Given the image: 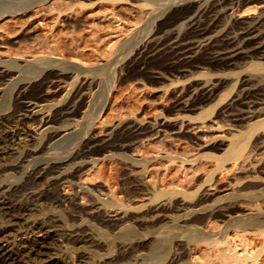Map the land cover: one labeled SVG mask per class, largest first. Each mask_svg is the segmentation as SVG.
<instances>
[{"label":"rangeland","instance_id":"374dc122","mask_svg":"<svg viewBox=\"0 0 264 264\" xmlns=\"http://www.w3.org/2000/svg\"><path fill=\"white\" fill-rule=\"evenodd\" d=\"M243 1L245 0H166L159 5H153L141 0H49L47 5H36L25 13L16 14L11 19L0 21V59L3 62L19 65V68L12 72L13 74L10 76L12 79L9 77L10 79L0 80L1 130H4L7 134L10 133L9 135H13L14 133L16 135L22 128L37 131V127L40 124L39 118L44 116L52 117V123L48 131L49 134L42 136L41 140L36 145H33V148L32 146H30L31 148L28 147L30 150L27 148L28 151H35L33 155L27 156V150L25 152L22 149L17 151V155L16 152L9 151V155L7 154L3 158L0 157V160H3L0 162V191L2 190L0 200L6 199L8 202L11 199V202L9 201L8 203L20 204L23 202L22 204L25 203L24 205L34 203L31 205L29 214L24 215V221L28 217L26 218V221L27 219L28 221H25L26 224L24 221H21V224L13 226L11 223L9 225L6 220L4 222L0 221V231L4 233L2 234L4 236H0V245H17L23 238L32 239L34 236L40 238L41 235L45 234L44 236L48 238L47 247H51L50 249L52 250V254L50 253L51 260L49 259V261L66 262L65 264H108L111 259L113 264H131L132 262L134 264H138V262H140L139 264H150L145 262V257L149 255V251L154 246L164 248L168 255H170L169 260L161 264H177L179 261L180 264H264V197L256 202H250L248 198L250 195L260 193L264 189V143H262L264 142V125L257 124V122L264 120V80H262L264 71L260 73L254 72L250 68V60L244 61L245 63L242 62L243 60H239L242 63L241 65L240 62L238 63L240 68L234 69L232 73L226 72L227 75L225 73L222 75L202 70L203 68L212 67L210 65L213 64L210 62L211 58L213 59L218 55L226 40L230 41L231 39L236 40V42L239 40L236 44L240 42L239 44L245 47L246 43H248L249 49L254 46L252 49L257 48L258 50L259 48L260 50H264V4L249 3L247 6L244 5ZM241 3H243V6ZM191 4L195 7H192ZM36 8L37 11H34ZM213 8L214 10H212ZM211 10L216 12L213 13ZM221 12L225 16V19L220 14ZM225 12L228 13L226 14ZM201 13L204 16H201ZM211 19L213 22H211ZM237 22L240 24H237ZM195 24L198 25L196 26ZM245 25L249 28H246ZM194 28L196 30L210 29L211 31L207 32L210 33L209 36L206 32L204 35H201V33L195 32ZM248 31L251 32V35L248 36L249 38L245 37L243 38L244 40L239 38V34H244ZM23 32L25 33L23 34ZM228 33H230L228 35L230 37L226 36ZM214 38L216 40L213 41ZM125 43H128L127 46H123ZM174 43H176L175 46ZM206 46L208 47L206 48ZM138 48L148 55L157 57L159 60L155 62L156 66H164V64L166 66L170 60L174 62L176 57L182 58L188 56L185 55V52L192 51L189 53V56L192 58L191 72L180 74V76L179 73H174V71H168L167 73L158 70L151 71L153 74L147 72V75L146 73L136 74L132 71L118 72L114 69L80 75L76 71L80 66L79 64H83L86 67L102 66L117 58L120 60V63L113 66L115 68L126 63L128 58L132 57V54L134 55ZM42 49H44V52ZM151 49L155 52L152 53ZM181 50L184 53L180 54ZM45 54H48V56ZM32 55L34 57L39 56L35 58L36 60L37 58L47 57L51 61L57 62L50 65L40 64L33 61L35 59ZM125 55H128L126 59H124ZM30 59L32 60L30 61ZM161 59L164 60L162 61ZM59 61H64L65 63L59 64ZM54 69L59 71V73ZM22 72L25 73L23 74ZM56 72L62 76L57 75ZM160 72L163 74H159ZM36 73L39 74L37 75ZM158 75L161 76L159 77ZM30 78L32 81H29ZM17 79L23 82L21 83ZM24 79L28 83H25ZM246 80L249 82L243 83L247 82ZM80 81L83 84H80ZM52 83H56V88ZM24 84L28 85L27 87L30 89H27L28 97H31L30 99L34 102L36 101L37 104L40 102L37 105V107L39 106L37 109L40 111L37 110L39 114L35 118L36 120L34 118L30 119V121L22 120L21 115L24 112L18 110L21 107L19 108L18 105H15L14 97L17 94L16 92ZM40 84H43V88ZM51 85L52 87H50ZM210 85H221L222 87L218 88L219 92L217 91V95L214 97L215 100L212 99L210 102H206L205 88L207 89ZM31 89H36L35 91L33 90L35 93H31ZM13 90L15 93L12 92ZM39 91H41L40 94ZM44 91H47L45 92L46 97L41 101H37L40 95H44ZM80 92L81 95H79ZM71 93L72 96L67 100ZM237 93L242 98L246 97L245 102H254L257 107L253 106V108L248 109L246 106L236 103L237 105H233L232 109H224L223 106L226 105L225 103L229 97ZM30 94L31 96H29ZM2 96H6L3 97L5 102L2 100ZM65 96L66 99H64ZM197 100H200V103L198 101V105L194 104V102L197 103ZM176 102L177 105L175 104ZM4 105L8 106L7 108H10L11 111L14 110L12 112L14 119L12 117L4 119L5 115L9 112ZM46 106L48 107L46 108ZM184 106L188 107L184 110L182 109ZM260 106L261 108H259ZM216 111L220 113L218 114ZM73 112L76 114L73 115ZM235 114H242L244 117L262 114L263 117L260 115L257 117L258 119L254 118L251 121H249L250 119H246V124L240 125L234 122ZM219 117L221 118V122H219ZM159 121L162 122L160 123ZM135 123L139 124V127L135 126ZM149 123L153 126L152 130L146 129ZM159 123L165 124V126L161 127ZM168 124L169 127L171 126L170 128ZM237 124L242 126L243 130L236 128ZM115 126L118 128H115L112 134L107 135V129ZM141 126L145 128L142 127L141 129ZM174 126L177 128L175 129ZM163 128L166 129L164 130ZM235 129H238L236 134ZM232 130L234 131L233 134ZM60 132L62 133L61 136H59ZM66 132L68 134L66 136L63 135ZM225 132H229L230 134H224ZM261 133H263V136ZM260 136L262 139H259L261 138ZM257 138L259 143L256 142ZM233 140L242 141V154L245 159L247 158V161L245 160L246 162H244V167L239 164H233L231 161H218V158L224 156L228 145ZM227 142L229 143L227 144ZM218 145H221V147H218ZM252 145L257 147H252ZM85 146L88 147L86 148ZM80 149L81 151H79ZM10 154H13V158ZM4 159H6V162ZM61 164L65 168H62ZM249 165L250 167L248 168ZM51 166L53 168L58 166L59 170L57 171V168L53 169ZM36 170H41L46 175L43 176L42 182L40 181L42 184L38 183V187L41 185L40 188L29 180V177ZM46 170L47 172H45ZM79 170L81 171L79 172ZM76 172L80 174L78 175ZM66 176L68 179L72 176L71 180L69 179V181ZM16 181L22 182L17 183ZM254 183H257L258 186H255L256 184L254 185ZM13 184L15 185L13 186ZM27 184L28 186H26ZM56 185L59 187H54ZM242 186L245 187L241 189ZM55 188L58 189L55 190ZM225 188H229L231 192L222 193ZM22 189H25L23 191L24 195L21 191ZM83 189L86 190L84 191ZM45 191H48V193L51 191V194H49L54 197L60 195L59 198H63L61 200L66 201H60L59 198L58 201L57 199H50V203L44 201L45 205L41 204L43 203L41 201L34 202L35 200L31 195L45 193ZM12 192L16 196H13ZM226 193L234 194L235 197L226 199L224 197ZM211 196L212 198L214 197L213 200ZM105 199L108 201H105ZM166 199L168 200L166 201ZM161 200L162 202H160ZM199 200H202L203 204ZM55 201L56 203H54ZM103 202L106 204H102ZM195 202L197 205H195ZM164 203H167V206ZM57 204L62 205L57 208ZM73 205L77 207L75 208ZM99 206L102 210H97ZM240 206H242V209H248V213H245L246 216L240 222H236V219L228 222V219L220 213L221 210H240ZM84 207V213L80 212ZM67 208L69 209L67 210ZM73 208L75 209L73 210ZM122 209H129V211L126 210V212ZM158 209L161 211L159 212ZM73 211H76V213ZM98 212L102 215H99ZM160 213L161 215L159 216ZM215 213H218L220 217ZM103 214L107 216L105 217ZM238 214L239 212H236V215ZM114 215L115 217H113ZM205 216L207 217L206 220L204 219ZM231 217L236 218L235 214H231ZM113 218H116V220ZM248 219L256 220L258 225L254 228L255 230H242L239 228L240 224ZM185 220L186 222L190 220L192 224L189 221L187 222L188 225ZM192 220H195V222ZM23 223L25 224L24 226ZM42 224H44L43 231L46 233L35 232V228L42 226ZM31 225H34V229ZM13 227H17L18 229ZM46 227H49V229ZM46 229L48 230L46 231ZM73 240H76L79 245H76V241L74 245ZM209 241L210 243H208ZM149 243L150 247L146 246ZM167 243L169 244L167 245ZM138 245L142 247L140 246L138 249ZM124 246L128 248L132 247L128 249ZM121 247L126 248L125 251H123V248L120 249ZM140 248L143 249L140 250ZM130 252L135 256L138 253L137 257L132 256ZM125 255L127 258H125ZM178 256L180 259L175 258L172 261L173 257ZM118 258L119 260H117ZM121 258H123V261ZM111 261L109 264H112Z\"/></svg>","mask_w":264,"mask_h":264},{"label":"bare ground","instance_id":"6f19581e","mask_svg":"<svg viewBox=\"0 0 264 264\" xmlns=\"http://www.w3.org/2000/svg\"><path fill=\"white\" fill-rule=\"evenodd\" d=\"M54 1V0H53ZM80 1V0H79ZM89 1V0H88ZM91 1V0H90ZM141 1H147V2H149V3H151V4H153V5H159L161 2H165L166 0H141ZM171 1V0H170ZM232 1V0H231ZM246 1V2H245ZM245 1H243L244 2V5H247V4H249V3H257V4H264V0H245ZM49 2V0H0V21L2 22V20H4V19H11V17L13 18V15H16V14H20V13H25V12H27L29 9H31V8H33V7H35L36 5H39V4H41V5H47V3ZM52 2V1H51ZM54 3H56V2H54ZM174 3V2H173ZM175 4V3H174ZM239 4V3H238ZM243 3H241V5H242ZM162 5V4H161ZM192 5V4H191ZM196 5V4H195ZM190 6V5H189ZM243 6V5H242ZM248 6V5H247ZM39 7V6H38ZM192 7H195V6H193L192 5ZM220 7V6H219ZM218 7V8H219ZM40 8V7H39ZM177 8V7H176ZM186 8V7H185ZM189 8V7H188ZM204 8V7H203ZM190 9V8H189ZM217 9V8H216ZM234 9V8H233ZM34 10V9H33ZM143 10V9H142ZM179 10V9H178ZM212 10H214V8L212 9ZM211 10V11H212ZM220 10V9H219ZM34 11H37V8H36V10H34ZM205 11V10H204ZM209 11V10H208ZM236 11V10H235ZM241 11V10H240ZM30 12H32V11H30ZM29 12V13H30ZM140 12H142V11H140ZM190 12H191V10H190ZM194 12V11H193ZM213 12V11H212ZM211 12V13H212ZM216 12V11H215ZM215 12H213V13H215ZM144 13V12H143ZM209 13V12H208ZM226 13V12H225ZM228 13V12H227ZM226 13V14H227ZM232 13V12H231ZM235 13V12H234ZM253 13V12H252ZM183 14V13H182ZM181 14V15H182ZM187 14V13H186ZM206 14V13H205ZM210 14V13H209ZM220 14H222V12L220 13ZM29 15V14H28ZM31 15V14H30ZM32 15H34V14H32ZM37 15V14H36ZM162 15V14H161ZM168 15H169V13H168ZM174 15V14H173ZM212 15V14H211ZM215 15V14H214ZM223 15V14H222ZM222 15H221V18H222ZM24 16H25V14H24ZM167 16V15H166ZM179 16V15H178ZM178 16H176L177 18H178ZM197 16V15H196ZM201 16H204V15H202V13H201ZM224 16V15H223ZM235 16V15H234ZM234 16H233V18H234ZM163 18H164V16H163ZM162 18V19H163ZM182 18H183V16H182ZM206 18H207V16H206ZM218 18H219V16H218ZM193 19V18H192ZM197 19V18H196ZM210 19V18H209ZM212 19H213V16H212ZM211 19V22H213V20ZM216 19V18H215ZM223 19V18H222ZM222 19H219V20H222ZM224 19H225V16H224ZM159 20H160V18H159ZM183 20V19H182ZM195 20V19H194ZM204 20V19H203ZM208 20V19H207ZM217 20V19H216ZM219 20H218V22H219ZM262 20V19H261ZM260 20V21H261ZM8 21V20H7ZM245 21V20H244ZM254 21H255V19H254ZM157 22V21H156ZM179 22V21H178ZM191 22V21H190ZM192 22H193V20H192ZM202 22V21H201ZM205 22H206V20H205ZM216 22V21H215ZM214 22V23H215ZM247 22V21H246ZM245 22V23H246ZM188 23V22H187ZM207 23V22H206ZM239 22H237V24H238ZM242 23V22H241ZM152 24V23H151ZM218 24V23H217ZM216 24V25H217ZM240 24V23H239ZM261 24V23H260ZM189 25V24H188ZM196 25V24H195ZM198 25V24H197ZM196 25V26H197ZM259 25V24H258ZM151 26V25H150ZM201 26V25H200ZM213 26H215V25H213ZM239 26V25H238ZM246 26V25H245ZM259 27V26H258ZM261 27H263L262 25H261ZM154 28V27H153ZM196 29H197V27H195ZM194 28V31L196 32L197 31V33L199 32V33H201V35H204L205 34V32H206V34H208V36H209V34L210 33H207V32H210L211 30L210 29H202V30H196ZM201 28V27H200ZM205 28V27H204ZM244 28V27H243ZM246 28H249V27H247L246 26ZM245 28V29H246ZM257 28V27H256ZM255 28V29H256ZM199 29V28H198ZM213 29V28H212ZM259 29V28H258ZM31 30V29H30ZM215 30V29H214ZM240 30V29H239ZM261 30V29H260ZM28 31V30H27ZM193 31V30H192ZM251 31H252V29H251ZM259 31V30H258ZM242 32V31H241ZM25 32H23V34H24ZM256 33V32H255ZM230 33H228V34H226V36H228ZM234 34V33H233ZM232 34V35H233ZM253 34H254V32H253ZM199 35V34H198ZM216 35V34H215ZM249 35H251V32L250 31H248V32H245L244 34H239V38H241V39H243V38H245V37H247V38H249L248 36ZM255 35V34H254ZM253 35V36H254ZM200 36V35H199ZM206 36V35H205ZM252 36V37H253ZM263 36V35H262ZM201 37V36H200ZM222 37V36H221ZM228 37H230V36H228ZM234 37V36H233ZM236 37H238V36H236ZM255 37V36H254ZM24 38V37H23ZM150 38V37H149ZM153 38V37H152ZM199 38V37H198ZM223 38V37H222ZM262 38V37H261ZM260 38V39H261ZM263 38H264V36H263ZM19 39V38H18ZM22 39V38H21ZM225 39V38H224ZM214 40H216L215 38L213 39V41ZM244 40V39H243ZM258 40V39H257ZM27 41V40H26ZM147 41V40H146ZM155 41V40H154ZM207 41V40H206ZM209 41V40H208ZM239 40H237V42H238ZM242 41V40H241ZM17 42V41H16ZM179 42H180V40H179ZM216 42V41H215ZM220 42V41H219ZM236 42V40H231L230 39V41H228V40H226V43H224V45H223V47H221V49H220V52L218 53V55L216 56V57H214L213 59L211 58V60H210V62H212L213 64H210L212 67L210 68V67H207V68H203L202 70L203 71H206V72H209V73H217V74H224L225 73V75H227L226 74V72L228 73V71L230 72V73H232V71L234 70V69H236V68H238L239 66V60H243L242 62H244V61H246V60H250V62H251V66H250V68L254 71V72H262V71H264V50L262 49V50H260L259 48H258V50H257V48L256 49H252L254 46H252L251 47V45H250V47H251V49H249V46H247L248 45V43H246L247 45L244 47V46H242V45H240L239 43V45L238 44H236L237 43ZM10 43H12V42H10ZM181 43V42H180ZM186 43V42H185ZM198 43V42H197ZM207 43V42H206ZM222 43V42H221ZM242 43V42H241ZM260 43H262V42H260ZM6 44V43H5ZM9 44V43H8ZM12 44H14V43H12ZM127 44L128 43H125L123 46H127ZM150 44H151V41H150ZM154 44V43H153ZM159 44V43H158ZM161 44V43H160ZM182 44V43H181ZM189 44V43H188ZM217 44H218V42H217ZM251 44V43H250ZM254 44H255V42H254ZM253 44V45H254ZM138 45V44H137ZM156 45V44H155ZM176 45V43H174V46ZM178 45V44H177ZM180 45V44H179ZM195 45V44H194ZM197 45V44H196ZM256 45V44H255ZM142 46V45H141ZM167 46V45H166ZM181 46V45H180ZM184 46H186V44H184ZM222 46V45H221ZM259 46V45H258ZM143 47V46H142ZM149 47V46H148ZM147 47V48H148ZM164 47V46H163ZM162 47V48H163ZM168 47V46H167ZM178 47V46H177ZM188 47V46H187ZM194 47V46H193ZM208 46H206V48H207ZM212 47V46H211ZM44 48V47H43ZM50 48V47H49ZM49 48H48V51H49ZM152 48V47H151ZM156 48V47H155ZM183 48V47H182ZM189 48V47H188ZM263 48V47H262ZM145 49H146V47H145ZM149 49V48H148ZM153 49V48H152ZM152 49L150 50V51H152ZM184 49V48H183ZM190 49V48H189ZM195 49V48H194ZM197 49V48H196ZM214 49V48H213ZM218 49V48H217ZM43 50V52H44V49H42ZM159 50V49H158ZM157 50V51H158ZM163 50V49H162ZM187 50V49H186ZM191 50H192V48H191ZM212 50V49H211ZM214 50H216V49H214ZM148 51V50H147ZM149 51V52H150ZM161 51V50H160ZM167 51V50H166ZM217 51V50H216ZM219 51V50H218ZM41 52V51H40ZM39 52V53H40ZM155 52V51H154ZM153 51H152V53H154ZM168 52H170V51H168ZM175 52V51H174ZM181 53L180 54H182V50L180 51ZM190 52H192V51H187V52H185V55H188V56H184V57H182V58H180V57H176L174 60V62L173 61H171V63H170V61H169V64H167L166 66H165V64H164V66H156V64H155V62H157L159 59L156 57H153V56H151V55H148L147 53H145L142 49H137V51L134 53V55L132 54V57H129L128 58V60H127V62L126 63H123L122 65H120V66H117V67H115V68H113V66H115L116 64H118V63H120V60L119 59H117V58H115L114 60H112L110 63H108V64H105V65H102V66H93V67H86V66H84L83 64L81 65V64H79L80 66L78 67V69L76 70L75 68V70L78 72V74L80 75V74H83V73H99V72H103V71H109V70H112V69H114L115 71H124V72H126V71H132V72H135L136 74L137 73H146V75L148 74L147 72H153V70L155 71V70H158V71H162V72H167L168 73V71H174V73L176 72V73H179V75L180 74H186V73H190L191 72V63H192V61H191V57L189 56V53ZM200 52V51H199ZM210 52V51H209ZM213 52V51H212ZM161 53V52H160ZM184 53V52H183ZM194 53V52H193ZM208 53V52H207ZM215 53V52H214ZM162 54V53H161ZM192 54V53H191ZM190 54V55H191ZM197 54H198V52H197ZM206 54V53H205ZM216 54V53H215ZM214 54V55H215ZM36 55V54H35ZM37 55H39V54H37ZM41 55H43L42 53H41ZM45 55H47L48 56V54H45ZM44 55V56H45ZM157 56H158V54H156ZM176 55V54H175ZM194 55V54H193ZM193 55H192V57H193ZM196 55V54H195ZM33 56V55H32ZM128 56V55H127ZM126 55H125V57H124V59H126V57H127ZM30 57V56H29ZM34 57V56H33ZM36 57H39V56H35L34 57V59L36 58ZM42 57V56H41ZM50 57V56H49ZM200 57V56H199ZM13 58V57H12ZM26 58V57H25ZM55 58V57H54ZM59 58V57H58ZM162 58H163V56H162ZM166 58V57H165ZM33 59V58H32ZM32 59H30V61L32 60ZM170 59V58H169ZM2 59H0V80H6V78H8V79H10L11 77V74H13L12 72H14V70H16V69H18L19 68V65H17V64H13V63H8V62H3V61H1ZM5 60V59H4ZM26 60V59H25ZM29 60V59H28ZM27 60V61H28ZM81 60V59H80ZM79 60V61H80ZM162 60V59H161ZM164 60V59H163ZM162 60V61H163ZM198 60V59H197ZM196 60V61H197ZM33 61H35V62H38V63H40V64H44V65H50V64H52V63H55V62H57V61H51L49 58H47V57H42V58H37V60L35 59V60H33ZM194 61V60H193ZM60 63L59 64H61L62 62H63V64L65 63L64 61H59ZM165 62V61H164ZM122 63V62H121ZM205 63H207V62H205ZM245 63V62H244ZM19 64V63H18ZM22 64H24V63H22ZM104 64V63H103ZM158 64V63H157ZM162 64V63H161ZM242 63L240 62V65H241ZM203 65V64H202ZM209 65V66H210ZM20 66H21V64H20ZM192 66H193V64H192ZM247 66H248V64H247ZM27 67V66H26ZM205 67V66H204ZM200 68V67H199ZM240 68V67H239ZM29 69V68H28ZM56 69V68H55ZM54 69V70H55ZM71 69V68H70ZM49 70V69H48ZM65 70V69H64ZM67 70V69H66ZM69 70V69H68ZM74 70V71H75ZM28 71V70H27ZM50 71V70H49ZM55 71H57V70H55ZM61 71V70H60ZM31 72H33L32 70H31ZM39 72V71H38ZM47 72V71H46ZM58 73H59V71H57ZM56 72V73H57ZM151 72V74H153ZM194 72H197V71H194ZM23 74L25 73V72H22ZM45 73V72H44ZM57 73V75H59ZM65 73V72H64ZM170 74H172L171 72H169ZM173 73V74H174ZM15 74V73H14ZM37 74V73H36ZM39 74V73H38ZM37 74V75H38ZM42 74V73H41ZM51 74V73H50ZM55 74V73H54ZM53 74V75H54ZM63 74V73H62ZM159 74H163V73H159ZM22 75V74H21ZM28 75V74H27ZM34 75H35V73H34ZM56 75V76H57ZM64 75V74H63ZM65 75H66V73H65ZM135 75V74H134ZM160 75V76H161ZM178 75V76H179ZM258 75V74H257ZM15 76V75H14ZM18 76H19V74H18ZM23 76V75H22ZM40 76V75H39ZM55 76V75H54ZM59 76H62V75H59ZM138 76H140V75H138ZM159 76V75H158ZM157 76V77H158ZM159 76V77H160ZM181 76V75H180ZM10 77V78H9ZM13 77V76H12ZM24 77V76H23ZM27 77V76H26ZM34 77V76H33ZM58 77V76H57ZM85 77V76H84ZM263 77V76H262ZM16 78V77H15ZM18 78H20V77H18ZM36 78V77H35ZM43 78V77H42ZM51 78H53V77H51ZM59 78V77H58ZM77 78H78V76H77ZM80 78V77H79ZM86 78V77H85ZM12 79V78H11ZM21 79V78H20ZM40 79H41V77H40ZM44 79H45V77H44ZM49 79V78H48ZM82 79V78H81ZM157 79V78H156ZM247 79V78H246ZM14 80V79H13ZM18 81H19V79H17ZM17 80H16V82H17ZM25 80V79H24ZM228 80V79H227ZM249 80V79H248ZM262 80H264V77H263V79ZM12 81V80H11ZM29 81H32V79L30 78V80ZM48 81V80H47ZM247 81V80H246ZM1 82H3V81H1ZM15 82V83H16ZM19 82H21V81H19ZM18 82V83H19ZM23 82V81H22ZM21 82V83H22ZM42 82V81H41ZM45 82V81H44ZM75 82H77V81H75ZM74 82V83H75ZM243 82V81H242ZM249 81H247V82H243V83H248ZM10 83H13V82H10ZM17 83V84H18ZM25 83H28V82H26V80H25ZM36 84V83H35ZM51 84V83H50ZM56 84V83H55ZM55 84H53L52 83V85H54V87H55ZM80 84H83V83H81V81H80ZM211 84V83H210ZM222 84V83H221ZM253 84V83H252ZM258 84V83H257ZM19 85V84H18ZM21 85V84H20ZM37 85V84H36ZM41 85V87H42V85L43 84H40ZM47 85V84H46ZM52 85L50 86V87H52ZM73 85V84H72ZM84 85H86V84H84ZM83 85V86H84ZM28 86V85H27ZM25 84H24V86H22L20 89L18 88V92H16L17 94L15 95V105H18L19 106V108L20 109H18V110H22V112H24L22 115H21V118H22V120H29L30 121V119H32V118H37L38 117V111H40V110H38L37 108L39 107H37V105H39V103L37 104V102L35 101H33L32 99H30L29 97H28V95H27V92H28V90L27 89H29L28 87H27ZM38 86V85H37ZM220 86V87H219ZM58 87H59V85H58ZM222 86L221 85H210V86H208L207 87V89L205 88V90H206V97H205V100H206V102H210L212 99H214V97H215V95H217L216 93H217V91L219 90L218 88H221ZM32 88V87H31ZM43 88V87H42ZM44 88H45V86H44ZM56 88V87H55ZM77 88V87H76ZM1 89V88H0ZM38 89V88H37ZM41 89V88H40ZM27 90V91H26ZM30 90V89H29ZM34 90V89H33ZM32 89H31V93H33L34 91H33ZM72 90V89H71ZM77 90H79V89H77ZM7 91V90H6ZM5 91V92H6ZM17 91V90H16ZM80 91V90H79ZM3 92V91H2ZM4 92V93H5ZM12 92H14V90L12 91ZM40 92L41 91H39V94H40ZM45 92H47V91H44V95H40L39 97V99L37 100V101H41L44 97H46V95H45ZM56 92V91H55ZM60 92V91H59ZM68 93H69V91H67ZM219 92V91H218ZM15 93V92H14ZM35 93V92H34ZM37 93V92H36ZM76 93V92H75ZM38 94V93H37ZM77 94V93H76ZM8 95V94H7ZM67 95H69V94H67ZM79 95H81V92H80V94ZM10 96V95H9ZM29 96H31V94L29 95ZM37 96V95H36ZM36 96H34V98H36ZM70 96H72V93L69 95V97H68V99L67 100H69V98H70ZM180 96V95H179ZM179 96H178V98H179ZM183 96V95H182ZM181 96V97H182ZM3 97H6V96H2V98ZM49 97V96H48ZM51 97V96H50ZM184 97V96H183ZM204 97V96H203ZM12 98V97H11ZM33 98V97H32ZM33 98V99H34ZM52 98V97H51ZM82 98V97H81ZM80 98V99H81ZM199 98V97H198ZM197 98V99H198ZM248 98V97H247ZM48 99V98H47ZM64 99H66V96H65V98ZM63 99V100H64ZM193 99V98H192ZM3 101H4V98L2 99ZM6 100H7V98H6ZM82 100V99H81ZM215 100V99H214ZM245 100H246V97L245 98H242V96L240 95V94H233L231 97H229V99L227 100V102L225 103L226 105H224L223 107H224V109H229V108H231L233 105H237L236 103H239V104H241V105H243V106H246V108H248V109H251V108H253V106H256L255 105V103L254 102H245ZM8 101V100H7ZM13 101H14V99H13ZM83 101V100H82ZM198 101H199V103H200V100H197V103H195L194 102V104H197L198 105ZM248 101V100H247ZM5 102V101H4ZM44 102V101H43ZM67 102H69V101H67ZM66 102V103H67ZM74 102V101H73ZM81 102V101H80ZM192 102H193V100H192ZM264 102V101H263ZM262 102V103H263ZM12 103V102H11ZM186 103H188V102H186ZM212 103V102H211ZM4 104V103H3ZM9 104V103H8ZM13 104V103H12ZM63 104V103H62ZM61 104V105H62ZM73 104H76V103H73ZM72 104V105H73ZM176 105H177V102L175 103ZM264 104V103H263ZM60 105V104H59ZM64 105H65V102H64ZM199 105H201V104H199ZM2 106V105H1ZM5 106V105H4ZM13 106H14V104H13ZM18 106H16V107H18ZM63 106V105H62ZM67 106H68V104H67ZM70 106V105H69ZM6 107V106H5ZM8 107V106H7ZM6 107V108H7ZM15 107V108H16ZM44 107V106H43ZM48 106H46V108H47ZM74 107V106H73ZM177 107V106H176ZM186 107H188V106H184V107H182V109H184L185 110V108ZM200 107V106H199ZM235 107V106H234ZM257 107V106H256ZM256 107H254V108H256ZM2 108H4V107H2ZM70 108V107H69ZM71 108H72V106H71ZM189 108H190V106H189ZM196 108H198L197 106H196ZM196 108H194V109H196ZM203 108V107H202ZM246 108H244V109H246ZM259 108H261V106L259 107ZM263 108V107H262ZM8 109V108H7ZM74 109V108H73ZM175 109V108H174ZM179 109V108H178ZM181 109V108H180ZM188 109V108H187ZM221 109H223V108H221ZM232 109V108H231ZM4 110H6V109H4ZM9 110V112L7 113V115H5L6 117H4V119H8V118H10V117H12L13 118V113L12 112H14V110L13 111H11L10 110V108L8 109ZM38 110V111H37ZM55 110H57V109H55ZM190 110V109H189ZM254 110V109H253ZM255 110H257V108L255 109ZM17 111V110H16ZM42 111V110H41ZM60 111V110H59ZM67 111V110H66ZM68 111H70V110H68ZM72 111V110H71ZM70 111V112H71ZM192 111H194V110H192ZM220 111V110H219ZM223 111V110H222ZM231 111V110H230ZM237 111V110H236ZM244 111V110H243ZM247 111V110H246ZM21 112V111H20ZM19 112V113H20ZM48 112H51V111H48ZM62 112V111H61ZM218 114L221 112H218V111H216ZM248 112V111H247ZM252 112V111H251ZM16 113V112H15ZM67 113V112H66ZM74 113V112H73ZM223 113V112H222ZM226 113H227V111H226ZM240 113V112H239ZM258 113V112H257ZM48 114V113H47ZM50 114H52V113H50ZM65 114V113H64ZM76 113H74L73 115H75ZM217 114V115H218ZM238 114V113H237ZM17 115V114H16ZM45 115V114H44ZM67 115H68V113H67ZM72 115V114H71ZM71 115H70V117H71ZM72 115V117H74ZM205 115V114H204ZM236 115V114H235ZM248 115V114H247ZM246 115V116H247ZM260 115H262V114H260ZM260 115H257V116H252V117H244V115H242V114H240V115H236L235 116V120H234V122H236V123H239L240 125L241 124H246L245 122H246V119H250L249 121H251V119H256L257 117H259ZM40 116H42V115H40ZM49 116V115H48ZM52 116V115H51ZM77 116V115H76ZM216 116V115H215ZM18 117V116H17ZM17 117H15V118H17ZM67 117V116H66ZM69 117V116H68ZM180 117V116H179ZM262 117H263V115H262ZM218 118V117H217ZM220 118V117H219ZM229 118V117H228ZM231 118V117H230ZM1 119V118H0ZM4 119H2L3 121H4ZM14 119V118H13ZM18 119V118H17ZM40 119V124H39V126L37 127L38 128V130L37 131H35V130H33V131H31V130H27V129H23L22 128V130L21 131H19L16 135H9V134H7V132L5 133V131L4 130H1V128H0V157L1 158H3V156H7V154L9 155V151L10 152H16V155H17V151L18 150H27V148L28 147H30V146H32V148H33V145H36V143L39 141V140H41L40 138L42 137V136H45V135H47V134H49L48 133V131H49V126H50V124L52 123V121H51V119H52V117H47V116H44V117H42V118H39ZM176 119V118H175ZM234 119V118H233ZM258 119V118H257ZM261 119V118H260ZM1 120V121H2ZM16 120V119H15ZM36 120V119H35ZM203 120H205V119H203ZM221 120V118L219 119V122H221L220 121ZM230 120V119H229ZM6 121V120H5ZM248 121V122H249ZM254 121V120H253ZM160 122V121H159ZM162 122V121H161ZM160 122V123H161ZM164 122V121H163ZM218 122V121H217ZM225 122H228V121H225ZM231 122V121H230ZM3 123H5V122H3ZM8 123V122H7ZM139 123V122H138ZM159 123V126L161 125V127L162 126H165V124H160ZM188 123V122H187ZM250 123V122H249ZM133 124H134V122H133ZM147 124V123H146ZM153 124V123H152ZM172 124V123H171ZM186 124V123H185ZM220 124V123H219ZM223 124V123H222ZM248 124V123H247ZM257 124L258 125H264V120H261L260 122H257ZM2 124H0V126H1ZM26 125V124H25ZM38 125V124H37ZM131 125V124H130ZM139 125V124H138ZM137 125V123H135V126H138ZM142 125V124H141ZM184 125V124H183ZM226 125V124H225ZM250 125H251V123H250ZM254 125H256V124H254ZM6 126V125H5ZM118 126V125H117ZM158 126V125H157ZM173 126V125H172ZM176 126H178V125H176ZM176 126H174V128L176 129L177 127ZM181 126V125H180ZM215 126V125H214ZM233 126H234V124H233ZM248 126V125H247ZM253 126V125H252ZM2 127H4V126H2ZM27 127V126H26ZM67 127V126H66ZM134 127V126H133ZM139 127V126H138ZM142 127H144V126H141V129H142ZM152 125L149 123L147 126H146V129H151L152 130ZM168 127H169V124H168ZM171 127V126H170ZM169 127V128H170ZM184 127H185V125H184ZM184 127H183V129H184ZM190 127V126H189ZM193 127V126H192ZM236 128H240V129H242L243 130V127L242 126H239L238 124H237V126H235ZM68 128V127H67ZM108 128V127H107ZM116 128V126L115 127H113V128H108L107 129V135L108 134H112V132L114 131V129ZM118 128V127H117ZM116 128V129H117ZM145 128V127H144ZM156 128V127H155ZM173 128V129H174ZM187 128V127H186ZM248 128V127H247ZM5 129V128H4ZM29 129V128H28ZM145 129V131L147 132V130ZM161 129V128H160ZM164 129V128H163ZM166 129V128H165ZM164 129V130H165ZM188 129V128H187ZM7 130V129H6ZM73 130V129H72ZM72 130H70V131H72ZM136 130V129H135ZM148 130V131H149ZM162 130V129H161ZM181 130V129H180ZM236 131H235V134H236V132H238L237 130L238 129H235ZM245 130V129H244ZM8 131H10L9 129H8ZM183 131V130H182ZM189 131V130H188ZM142 132V131H141ZM150 132V131H149ZM160 132V131H159ZM186 132V131H185ZM230 132V131H229ZM227 133V132H225L224 134H230V133ZM233 130H232V134H233ZM61 132H60V134H59V136H61ZM66 134H68L67 132L66 133H64L63 135H65L66 136ZM158 134V133H157ZM182 134V133H181ZM183 134H184V132H183ZM221 134V133H220ZM231 134V135H232ZM239 134V133H238ZM263 133H261V135H262ZM51 135V134H50ZM56 135V134H55ZM58 135V134H57ZM156 135V134H155ZM68 136V135H67ZM225 136V135H224ZM235 136V135H234ZM238 136V135H237ZM263 136V135H262ZM53 137V136H52ZM64 137V136H63ZM90 137V136H89ZM94 137V136H93ZM106 137V136H105ZM185 137V136H184ZM226 137V136H225ZM259 137V136H258ZM261 137V136H260ZM45 138H47V137H45ZM62 138V137H61ZM60 138V139H61ZM95 138H96V136H95ZM104 138V137H103ZM229 138V137H228ZM263 138H264V136H263ZM48 139H49V136H48ZM68 139V138H67ZM91 139V138H90ZM92 139H94V138H92ZM237 139V138H236ZM259 139H262V137L261 138H259ZM43 140V139H42ZM52 140V139H51ZM56 140V139H55ZM255 140V139H254ZM257 140H258V138H257ZM256 140V142H258L259 143V140L257 141ZM45 141V140H44ZM61 141V140H60ZM94 141V140H93ZM224 141V140H223ZM262 141V140H261ZM48 142V141H47ZM46 142V143H47ZM51 142V141H50ZM53 142H54V140H53ZM88 142H90V141H88ZM94 142H97V143H100L99 141H94ZM93 142V143H94ZM241 142L242 141H240V140H233L232 142H230V144L228 145V148H227V150H226V152L224 153V156H222L221 158H218V161H221V162H227V161H231V162H233V164L235 163L236 165L237 164H239V165H241L242 167H244V162H246L247 160V158L245 159L244 158V155L242 154L243 153V148L241 147ZM41 143V142H40ZM57 143H59V142H57ZM57 143H55V144H57ZM63 143V142H62ZM224 143V142H223ZM222 143V144H223ZM229 142H227V144H228ZM257 143V144H258ZM262 143H264V142H262ZM212 144V143H211ZM87 145V144H86ZM198 145V144H197ZM255 145V144H254ZM261 145H263V144H261ZM260 145V146H261ZM89 146V145H88ZM87 146V147H88ZM86 147V146H85ZM86 147V148H87ZM199 147V146H198ZM209 147V146H208ZM213 147V146H212ZM218 147H221V145H218ZM252 147H257V146H253L252 145ZM259 147V146H258ZM264 147V146H263ZM31 148V147H30ZM38 148V147H37ZM262 148V147H261ZM29 149V148H28ZM214 149V148H213ZM221 149V148H220ZM257 149V148H256ZM263 149V148H262ZM30 150V149H29ZM210 150V149H209ZM253 151H254V149H252ZM40 151V150H39ZM78 151V150H77ZM79 151H81V149L79 150ZM84 151H85V148H84ZM222 151V150H221ZM248 151V150H247ZM252 151V152H253ZM26 152V151H25ZM27 152L28 153H26L27 154V156H31V155H33L34 154V152L35 151H28L27 150ZM37 152V151H36ZM248 152H250V151H248ZM21 153V152H20ZM23 153V152H22ZM39 153V152H38ZM37 153V154H38ZM78 154H79V152H77ZM76 153V154H77ZM84 153V152H83ZM83 153H81L82 155H83ZM87 153V152H86ZM19 154V153H18ZM24 154V153H23ZM36 154V153H35ZM85 154V153H84ZM91 154H92V152H91ZM11 155V154H10ZM13 155V154H12ZM11 155V157L13 158V156ZM81 155V156H82ZM86 155V154H85ZM90 155V154H89ZM23 156V155H22ZM26 156V157H27ZM79 156V155H78ZM84 156V155H83ZM88 156V155H87ZM92 156V155H91ZM219 156V155H218ZM245 156H247V155H245ZM249 156V155H248ZM247 156V157H248ZM257 156V155H256ZM25 157V156H24ZM76 157V156H75ZM113 157V156H112ZM5 158V157H4ZM7 158V157H6ZM8 158H9V156H8ZM21 158V157H20ZM77 158H79V157H77ZM85 158V157H84ZM251 158V157H250ZM249 158V159H250ZM17 159V158H16ZM71 159V158H70ZM75 159V158H74ZM252 159H253V157H252ZM262 159V158H261ZM2 160V159H1ZM1 160H0V162H1ZM5 160V162H6V159H4ZM9 161H10V159H8ZM21 160V159H20ZM64 160V159H63ZM81 160V159H80ZM79 160V161H80ZM134 160V159H133ZM246 160V161H245ZM3 161V160H2ZM8 161V162H9ZM19 161V160H18ZM26 161V160H25ZM76 161H78V160H76ZM76 161H74V162H76ZM140 162H143V161H141V160H139ZM250 161V160H249ZM264 161V160H263ZM20 162V161H19ZM54 162H56V161H54ZM53 162V163H54ZM67 162V161H66ZM72 162V161H71ZM91 162H93V161H91ZM22 163H25V162H22ZM63 163V162H62ZM78 163V162H77ZM80 163V162H79ZM88 163H90V162H88ZM138 163V162H137ZM146 163V162H145ZM21 164V163H20ZM56 164V163H55ZM68 164V163H67ZM243 164V165H242ZM255 164V163H254ZM57 165V164H56ZM89 165V164H88ZM261 165H262V163H261ZM52 166H53V164H52ZM51 166V167H52ZM60 166V165H59ZM61 166H62V164H61ZM64 166V165H63ZM62 166V168H65V167H63ZM67 166V165H66ZM74 166V165H73ZM82 166V165H81ZM84 166V165H83ZM47 167H49V166H47ZM46 167V168H47ZM58 167V166H57ZM57 167H55V168H57ZM80 167V166H79ZM233 167V166H232ZM236 167V166H235ZM247 167V166H246ZM250 167V165L248 166V168ZM258 167V166H257ZM260 167H262V166H260ZM53 168V167H52ZM55 168H53V169H55ZM61 168V167H60ZM77 168V167H76ZM75 168V169H76ZM81 168V167H80ZM79 168V169H80ZM247 168V169H248ZM264 168V167H263ZM41 169V168H40ZM44 169V168H43ZM42 169V170H43ZM240 169V168H239ZM246 169V168H245ZM261 169V168H260ZM51 170V169H50ZM59 169L57 168V171H58ZM63 170V169H62ZM66 170V169H65ZM83 170V169H82ZM244 170V169H243ZM249 170H251V169H249ZM264 170V169H263ZM81 170H79V172H80ZM248 171V170H247ZM42 171L41 170H36V171H34L33 172V174L29 177V180L30 181H32L34 184H36V186L38 187L39 186V184L42 182L41 180L43 179V176H46L45 174H43V172L41 173ZM45 172H47V170L45 171ZM48 172H50V171H48ZM53 172V171H52ZM55 172V171H54ZM59 172H61V171H59ZM251 172V171H250ZM264 172V171H263ZM28 173V172H27ZM32 173V172H31ZM64 173V172H63ZM67 173V172H66ZM73 173V172H72ZM75 173V172H74ZM77 173V172H76ZM252 173V172H251ZM53 174V173H52ZM78 175L80 174V173H77ZM28 175H30V173H28ZM58 175V174H57ZM62 175V174H61ZM53 176V175H52ZM51 176V177H52ZM60 176V175H59ZM70 176V175H69ZM73 176V175H72ZM71 176V177H72ZM74 176H76V175H74ZM240 176V175H239ZM249 176V175H248ZM260 176V175H259ZM56 177V176H55ZM61 177V176H60ZM71 177H69V179L71 178ZM243 177V176H242ZM257 177V176H256ZM255 177V178H256ZM47 178V177H46ZM57 178H59V177H57ZM66 178L68 179V177L66 176ZM76 179H77V177H75ZM239 178H241V177H239ZM249 178V177H248ZM252 178V177H251ZM264 178V177H263ZM20 179V178H19ZM68 179V180H69ZM235 179V178H234ZM245 179V178H244ZM243 179V180H244ZM253 179V178H252ZM260 179V178H259ZM20 180H22V179H20ZM26 180V179H25ZM66 180V179H65ZM71 180V179H70ZM69 180V181H70ZM27 181V180H26ZM41 181V182H40ZM51 181H53V180H51ZM255 181V180H254ZM17 182V181H16ZM22 182V181H21ZM21 182H17V183H21ZM25 182V181H24ZM31 182V183H32ZM40 182V183H39ZM44 182V181H43ZM55 182V181H54ZM58 182V181H57ZM60 182V181H59ZM232 182V181H231ZM39 183V184H38ZM48 183V182H47ZM260 183V182H259ZM28 184H30V182H28ZM28 184L26 185V186H28ZM38 184V185H37ZM42 184V183H41ZM44 184V183H43ZM49 184V183H48ZM56 184H58V183H56ZM60 184V183H59ZM217 184V183H216ZM248 184V183H247ZM250 184V183H249ZM256 184V185H255ZM261 184V183H260ZM8 185V184H7ZM15 184H13V186H14ZM17 185V184H16ZM24 185V184H23ZM78 185V184H77ZM251 185V184H250ZM249 185V186H250ZM254 185L255 186H258V184L257 183H254ZM253 185V186H254ZM10 186H11V184H10ZM22 186V185H21ZM20 186V187H21ZM33 186V185H32ZM58 185H56V186H54V187H57ZM234 186V185H233ZM245 186H247V185H245ZM244 186V187H245ZM248 186V187H249ZM261 186V185H260ZM260 186H259V188H260ZM7 187V186H6ZM23 187V186H22ZM40 187H41V185H40ZM40 187H38V188H40ZM48 187V186H47ZM50 187V186H49ZM53 187V188H54ZM59 187V186H58ZM234 187H236V186H234ZM243 186H242V188L241 189H243L244 188ZM29 188H30V185H29ZM44 188V187H43ZM53 188H51V189H53ZM82 188H84L83 186H82ZM82 188H80V189H82ZM251 188H252V186H251ZM251 188H249V189H251ZM5 189V188H4ZM3 189V190H4ZM33 189V188H32ZM37 189V188H36ZM50 189V190H51ZM58 188H55V190H57ZM224 189V188H223ZM240 189V190H241ZM253 189H255L254 187H253ZM257 189V188H256ZM12 190H14L13 188H12ZM19 190V189H18ZM17 190V191H18ZM43 190H45V189H43ZM48 190V189H47ZM84 190V189H83ZM86 190V189H85ZM84 190V191H85ZM221 190H222V188H221ZM232 190V189H231ZM245 190V189H244ZM248 190V189H247ZM2 191V190H1ZM1 191H0V193H1ZM10 191V190H9ZM20 191V190H19ZM19 191H18V193H19ZM22 192L23 191H25V189L23 190H21ZM34 191V190H33ZM52 191V190H51ZM51 191H49V193L51 194ZM209 191V190H208ZM228 191H230L229 190V188L228 189H226L225 188V190H223L222 191V193L224 192H228ZM232 191H235V190H232ZM42 192V191H41ZM55 192V191H54ZM57 192V191H56ZM82 192V191H81ZM205 192V191H204ZM231 192V191H230ZM6 193V192H5ZM5 193H4V195H5ZM8 193H10V192H8ZM14 193H16V192H14ZM48 193V191H45V193L43 192V193H40V194H32L31 195V197L35 200H33L34 202H43V203H41V204H44V201H48L49 202V200L50 199H57V201H58V198H59V194H57V195H59V196H56V197H54L53 195H50ZM59 193V192H58ZM12 194H13V192H12ZM17 194V193H16ZM20 194V193H19ZM25 193L23 192V195H24ZM53 194V193H52ZM61 194V193H60ZM215 194V193H214ZM219 194V193H218ZM218 194H217V196H218ZM8 195V194H7ZM155 195V194H154ZM165 195H166V193H165ZM164 195V196H165ZM168 195V194H167ZM184 195V194H183ZM207 195V194H206ZM216 195V194H215ZM214 195V196H215ZM221 195V194H220ZM219 195V196H220ZM9 196H11V195H9ZM13 196H16V195H14L13 194ZM20 196H22V195H20ZM51 196H53V197H51ZM64 196V195H63ZM102 196V195H101ZM159 196V195H158ZM162 196V195H161ZM169 196V195H168ZM172 196V195H171ZM203 196V195H202ZM208 196V195H207ZM7 197V196H6ZM30 197V198H31ZM51 197V198H50ZM62 197V196H61ZM96 197H97V195H96ZM206 197V196H205ZM224 197L226 198V199H230V198H233V197H235V195L234 194H231V193H226L225 195H224ZM264 197V189H263V191H261L260 193H255V194H252V195H250L248 198H249V201L250 202H256L257 200H259L260 198H263ZM26 198V197H25ZM31 198V199H32ZM65 198V197H64ZM165 198V197H164ZM201 198V197H200ZM2 199V198H1ZM10 199V198H9ZM60 199V201H63V200H61V199H63V198H59ZM168 199H171V198H168ZM168 199H166V201L168 200ZM201 199H203V198H201ZM205 199H207V198H205ZM211 199L213 200L214 199V197L212 198V196H211ZM18 200V199H17ZM16 200V201H17ZM146 200V199H145ZM197 200V199H196ZM195 200V201H196ZM10 202H11V199L9 200ZM8 201V202H9ZM66 201V200H65ZM65 201H63V202H65ZM99 201L100 202H102L100 199H99ZM105 201H108V200H106L105 199ZM110 201V200H109ZM141 201V200H140ZM199 201H201L202 202V200H199ZM198 201V202H199ZM204 201V200H203ZM207 201H209V200H207ZM246 201V200H245ZM7 201H6V199L5 200H0V221H7L8 222V224L9 223H11V225H18L19 223L21 224V221H24V215H26L28 212H30V208L32 207L31 205H33V204H31V205H24V204H22L23 202H21L20 204H13V203H8ZM13 202V201H12ZM47 202V204H49ZM53 202V201H52ZM95 202V201H94ZM111 202V201H110ZM144 202V201H143ZM160 202H162V200L160 201ZM205 202V201H204ZM240 202V201H239ZM243 202V201H242ZM30 203V202H29ZM54 203H56V201L54 202ZM60 203V202H59ZM88 203V202H87ZM113 203V202H112ZM171 203V202H170ZM176 203V202H175ZM200 203V202H199ZM206 203V202H205ZM249 203V202H248ZM40 204V203H39ZM46 204V203H45ZM44 204V205H45ZM94 204V203H93ZM96 204V203H95ZM102 204H106V203H102ZM110 204V203H109ZM150 204V203H149ZM148 204V205H149ZM164 204H166V206H167V203H164ZM173 204V203H172ZM172 204H170V205H172ZM177 204V203H176ZM194 204V203H193ZM202 204H203V202H202ZM236 204V203H235ZM239 204V203H238ZM53 205V204H52ZM58 205V204H57ZM62 205V204H61ZM61 205H58V207L57 208H59V206H61ZM82 205H83V203H82ZM88 205V204H87ZM100 205H101V203H100ZM161 205V204H160ZM160 205H159V207H160ZM195 205H197L196 204V202H195ZM200 205V204H199ZM198 205V206H199ZM233 205V204H232ZM263 205V204H262ZM36 206V205H35ZM56 206V205H55ZM54 206V207H55ZM74 206V205H73ZM81 206V205H80ZM86 206V205H85ZM89 206V205H88ZM102 206V205H101ZM116 206V205H115ZM120 206V205H119ZM134 206H135V204H134ZM155 206H156V204H155ZM158 206V205H157ZM165 206V207H166ZM197 206V207H198ZM203 206V205H202ZM226 206V205H225ZM230 206H231V204H230ZM242 206H244V205H242ZM242 206H240L241 207V209L239 210V209H236L235 211L234 210H229V211H220V213L222 214V216L223 217H226L227 219H228V222H232L233 220H235L236 219V222H240V221H242V218L243 217H245L246 216V212L248 213V209L247 210H245L244 208L242 209ZM248 206H250V205H248ZM259 206V205H258ZM53 207V208H54ZM71 207H72V205H71ZM75 207V206H74ZM77 207V206H76ZM75 207V208H76ZM81 207H83V206H81ZM80 207V208H81ZM94 207H95V205H94ZM98 207V206H97ZM117 207H118V205H117ZM141 207V206H140ZM145 207V206H144ZM153 207V206H152ZM158 207V208H159ZM165 207H163V208H165ZM169 207V206H168ZM173 207V206H172ZM171 207V208H172ZM194 207V206H193ZM200 207V206H199ZM224 207V206H223ZM222 207V208H223ZM238 208H239V206H237ZM245 207V206H244ZM255 207V206H254ZM75 208H73V210L75 209ZM88 208V207H87ZM93 208V207H92ZM96 208V207H95ZM106 208V207H105ZM110 208V207H109ZM122 208V207H121ZM135 208V207H134ZM137 208V207H136ZM149 208H150V205H149ZM161 208V207H160ZM220 208V207H219ZM246 208V207H245ZM69 208H67V210H68ZM85 209V207L82 209V211H80V212H82V213H84L83 212V210ZM99 209H101L100 208V206H99V208L97 209V210H99ZM113 209H114V207H113ZM112 209V210H113ZM143 209V208H142ZM142 209H140V210H142ZM152 209V208H151ZM217 209V208H216ZM230 209H231V207H230ZM234 209V208H233ZM80 210V209H79ZM102 210V209H101ZM101 210H100V213H101ZM122 210H128L129 211V209H122ZM122 210H120L121 212H122ZM139 210V209H138ZM156 210H157V208H156ZM196 210V209H195ZM228 210V209H227ZM87 211V210H86ZM85 211V212H86ZM106 211H108V210H106ZM118 211V210H117ZM150 211V210H149ZM153 211H154V208H153ZM152 211V212H153ZM158 211L160 212L161 210H159L158 209ZM162 211H164V210H162ZM70 212V211H69ZM68 212V213H69ZM72 212V211H71ZM74 212V211H73ZM79 212V211H78ZM89 212V211H88ZM97 212V211H96ZM113 212V211H112ZM115 212V211H114ZM127 212V211H126ZM135 212V211H134ZM151 212V211H150ZM155 212V211H154ZM169 212H170V208H169ZM202 212V211H201ZM236 212H239V214L238 215H236ZM257 212V211H256ZM74 213H76V211L74 212ZM95 213V212H94ZM99 213V212H98ZM99 213V215H102V214H100ZM104 213H105V211H104ZM107 213H110V212H107ZM117 213V212H116ZM118 213H120V212H118ZM254 213V212H253ZM29 214V213H28ZM88 214V213H87ZM106 214V213H105ZM114 214V213H113ZM123 214H124V212H123ZM129 214V213H128ZM146 214V213H145ZM149 214V213H148ZM154 214V213H153ZM158 214V213H157ZM208 214V213H207ZM211 214V213H210ZM216 214V213H215ZM218 214V213H217ZM216 214V215H217ZM231 214L233 215V214H235V216H236V218H232L231 217ZM32 215V214H31ZM92 215V214H91ZM110 215V214H109ZM108 215V216H109ZM122 215V214H121ZM127 215V214H126ZM161 215V213L159 214V216ZM206 215V214H205ZM103 216H105L104 214H103ZM102 216V217H103ZM107 216V215H106ZM105 216V217H106ZM125 216V215H124ZM157 216V215H156ZM203 216V215H202ZM209 216V215H208ZM212 216V215H211ZM218 216H219V214H218ZM111 217V216H110ZM113 217H115V215L113 216ZM119 217H120V215H119ZM122 217V216H121ZM127 217V216H126ZM204 217V216H203ZM220 217V216H219ZM260 217V216H259ZM26 218H28V217H26ZM26 218H25V221H26ZM129 218V217H128ZM162 218V217H161ZM192 218V217H191ZM206 216H205V220H206ZM104 219V218H103ZM113 219H115L116 220V218H113ZM200 219V218H199ZM261 219V218H260ZM107 220V219H106ZM106 220H104L105 222H107ZM118 220H119V218H118ZM118 220H117V222H118ZM121 220V219H120ZM163 220V219H162ZM204 220V221H205ZM25 221H24V223H25ZM27 221H28V219H27ZM26 221V222H27ZM112 221V220H111ZM121 221H123V220H121ZM120 221V222H121ZM157 221V220H156ZM164 221V220H163ZM190 221V220H189ZM189 221H187V222H189ZM193 222H195V220H192ZM258 221V220H257ZM261 221V220H260ZM2 222V223H3ZM30 222V221H29ZM28 222V223H29ZM182 222H184L183 220H182ZM185 222H186V220H185ZM186 222V223H187ZM191 222V221H190ZM1 223V224H2ZM23 223V226L26 224H24ZM28 223H27V225H28ZM107 223H109V222H107ZM113 223V222H112ZM185 223V224H186ZM201 223V222H200ZM40 224V223H39ZM184 224V225H185ZM188 224V223H187ZM190 224H192V222L190 223ZM10 225V224H9ZM34 225H35V223H34ZM33 225V226H34ZM43 225L44 224H42V226H35L36 228V230H35V232L37 231L38 233H41V232H44V233H46L45 231H43L44 229H43ZM189 225V224H188ZM258 224L256 223V220L255 219H248V220H244L243 222H242V224H240V226H239V228L240 229H242V230H249V229H254L256 226H257ZM29 226V225H28ZM32 226V225H31ZM33 226H32V228H33ZM263 226V225H262ZM12 227V226H11ZM5 228H8V227H5ZM10 228V227H9ZM13 228H16V229H18L17 227H13ZM12 228V229H13ZM45 228V227H44ZM46 228H48L49 229V227H46ZM259 228V227H258ZM19 229H21V228H19ZM34 229V228H33ZM48 229H46V231L48 230ZM1 230V229H0ZM6 230V229H5ZM4 230V231H5ZM9 230V229H8ZM30 230V229H29ZM255 230V229H254ZM6 232V231H5ZM63 232H65V231H63ZM2 234H4L2 231H0V236H4V235H2ZM6 234V233H5ZM8 234H9V232H8ZM27 234V233H26ZM31 234H33V233H31ZM10 235H12V234H10ZM10 235H8V236H10ZM34 235V234H33ZM45 235V234H44ZM42 236L41 235V237L40 238H36L35 236H34V238H32V239H27V238H23V239H21V241L17 244V245H13V244H10V245H6L5 243V245H0V264H65V263H60L59 261L58 262H50L49 261V259H50V253H51V247H50V245H49V247L50 248H48L47 247V236ZM130 235V234H129ZM194 235V234H193ZM7 236V235H6ZM30 236V235H29ZM64 236V235H63ZM63 236H61V237H63ZM67 236V235H66ZM70 236V235H69ZM13 237V236H12ZM73 237V236H72ZM72 237H71V239H72ZM79 237V236H78ZM78 237H76V238H78ZM191 237V236H190ZM11 238V237H10ZM9 238V239H10ZM31 238V237H30ZM70 238V237H69ZM75 238V239H76ZM65 239V238H64ZM80 239V238H79ZM1 240V239H0ZM13 240V239H12ZM138 240V239H137ZM66 241V240H65ZM68 241V240H67ZM70 241V240H69ZM74 241V240H73ZM76 241V240H75ZM75 241H74V245H75ZM79 241V240H78ZM140 241V240H139ZM142 241V240H141ZM144 241V240H143ZM157 241V240H156ZM165 241V240H164ZM184 241V240H183ZM196 241V240H195ZM136 242V241H135ZM159 242V241H158ZM168 242V241H167ZM67 243V242H66ZM69 243V242H68ZM70 243H71V241H70ZM69 243V244H70ZM83 243V242H82ZM132 243V242H131ZM141 243V242H140ZM208 243H210V241L208 242ZM224 243V242H223ZM222 243V244H223ZM78 244V242L76 241V245ZM130 244V243H129ZM142 244V243H141ZM143 244H145V243H143ZM152 244V243H151ZM158 244V243H157ZM165 244V243H164ZM169 243H167V245H168ZM171 244V243H170ZM180 244V243H179ZM183 244H185V245H187L186 243H183ZM182 244V245H183ZM79 245V244H78ZM126 245V244H125ZM128 245V244H127ZM135 245V244H134ZM150 245V243L148 244V245H146V246H148V247H150L149 246ZM163 245V244H162ZM184 245V247L185 248H187L186 246ZM133 246V245H132ZM131 246V247H132ZM136 246V245H135ZM141 245H138V249H139V247H140ZM227 246H228V244H227ZM124 247H127V246H124ZM130 247V248H131ZM142 247V246H141ZM143 247H144V245H143ZM168 247V246H167ZM53 248V247H52ZM123 247H121L120 249H122ZM128 248V247H127ZM130 248H128V249H130ZM135 248V247H134ZM137 248V247H136ZM152 248V247H151ZM172 248V247H171ZM175 248V247H174ZM119 249V250H120ZM124 249V248H123ZM126 249V248H125ZM125 249L123 250V251H125ZM127 249V250H128ZM141 249H143V248H140V250ZM150 249V248H149ZM173 249V248H172ZM132 250V249H131ZM148 250V249H147ZM54 251V250H53ZM122 251V252H123ZM172 251V250H171ZM132 252V251H131ZM130 252V253H131ZM138 252V251H137ZM140 252V251H139ZM227 252V251H226ZM117 253V252H116ZM129 253V254H130ZM133 253V252H132ZM131 253V254H132ZM135 253H136V251H135ZM146 253H148L147 251H146ZM52 254V253H51ZM117 254H119V253H117ZM121 254V253H120ZM125 254H127V253H125ZM128 254V255H129ZM141 254V253H140ZM176 254H179V253H176ZM181 254V253H180ZM124 255V254H123ZM137 255H138V253H137ZM137 255L135 256V255H133L132 254V256H135V257H137ZM175 255V254H174ZM182 255H183V253H182ZM115 256V255H114ZM131 256V255H130ZM131 256V257H132ZM169 256L170 255H168V253L166 252V250L164 249V248H162V247H160V246H154V248H152L150 251H149V255L148 256H146L145 257V262H148V263H150V264H161V263H163V262H165V261H168L169 260ZM180 256V255H179ZM179 256L178 257H173L172 258V261H173V259H175V258H179ZM113 257V256H112ZM124 257V256H123ZM110 258H111V256H110ZM116 258V257H115ZM125 258H127V256L125 255ZM133 258V257H132ZM57 259V258H56ZM122 259V261H123V258H121ZM121 259H120V261H121ZM130 259V258H129ZM180 259V258H179ZM178 259V260H179ZM51 260V259H50ZM112 260V259H111ZM110 260V261H111ZM117 260H119V258L117 259ZM134 260V259H133ZM171 260V259H170ZM182 260V259H181ZM110 261L108 262V264L110 263ZM114 261V260H113ZM135 261V260H134ZM138 261V260H137ZM142 261V260H141ZM144 261V260H143ZM175 261H177V260H175ZM119 262V261H118ZM118 262H116V263H118ZM132 262V261H131ZM111 263H112V261H111ZM133 264H134V262H132ZM131 263V264H132ZM140 262H138V264H139ZM142 263H144V262H142ZM105 264H107V263H105ZM113 264V263H112ZM119 264V263H118ZM166 264V263H165ZM177 264H180V261L179 262H177Z\"/></svg>","mask_w":264,"mask_h":264}]
</instances>
